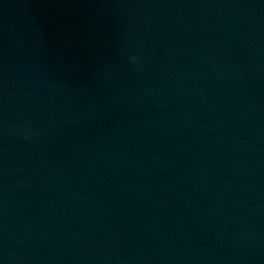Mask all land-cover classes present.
I'll use <instances>...</instances> for the list:
<instances>
[{
  "label": "water",
  "instance_id": "water-1",
  "mask_svg": "<svg viewBox=\"0 0 264 264\" xmlns=\"http://www.w3.org/2000/svg\"><path fill=\"white\" fill-rule=\"evenodd\" d=\"M0 264H264V0H0Z\"/></svg>",
  "mask_w": 264,
  "mask_h": 264
}]
</instances>
